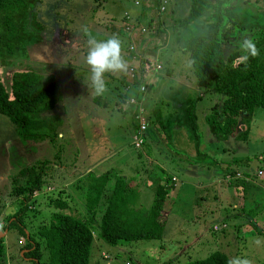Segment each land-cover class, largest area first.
Instances as JSON below:
<instances>
[{
  "label": "rangeland",
  "instance_id": "374dc122",
  "mask_svg": "<svg viewBox=\"0 0 264 264\" xmlns=\"http://www.w3.org/2000/svg\"><path fill=\"white\" fill-rule=\"evenodd\" d=\"M134 1L38 0L34 6L38 20L43 23L41 32L45 39L30 44L25 62L41 74L50 68L55 69L54 76L59 81L62 100L45 111L43 117L47 126L42 129L47 136L42 140L20 137L15 125L0 112V233L4 235L7 264H33L29 257L23 256L26 248L18 230L2 227L18 206L11 177L24 164L41 160L44 161L42 185L33 193L36 202L24 217L28 233H36L48 222L51 212L57 210L52 204L54 198L66 200V209L86 215L81 197L87 190V179L82 176L88 167L90 176L107 171L104 191L109 190L114 174L131 178L136 194L133 207L140 208L139 212L147 210L151 203L154 185L162 183L166 176L176 177V185L168 189L165 197V206L169 208L166 214L163 213L164 230L160 238L109 245L96 238L97 228L91 224L93 240L88 264H160L165 260V264H179L204 257L215 249L225 253L228 259L239 256L249 260L250 264L264 260V108H254L246 139L228 138L214 145H203L205 149L202 148L201 152L205 151L210 158L203 153L202 157L195 155L192 139L178 115L174 117L179 119L175 125L167 123L166 117L178 112L174 103L178 93L185 91L186 104L193 102L195 105V123L201 140L209 132L204 115L223 95L198 83L187 52L176 48L177 37L181 34L186 37L190 28H178L174 25V18L187 13L189 1L156 0L154 4L150 0H137L136 4ZM159 1L163 5L162 11L157 9ZM237 1L241 2L233 0ZM261 2L247 0L245 5L253 10L260 6L264 9V0ZM141 8L148 10L144 11L147 17L138 20L145 28L142 36L146 38L152 31L157 38V47L156 44L151 47L154 52L149 51L153 55L151 64H160L158 69H154L152 64L147 74L142 105L151 116V108L156 107L157 121L164 124L156 123L148 131L146 129L143 144L134 147L131 134L136 131L137 122L131 108H117L114 104L99 106L90 98L94 89L91 87V70L85 62L89 37L84 34V29L97 41L115 36L121 42L122 58L126 51L132 55L133 50L128 48L132 40H121L116 32L126 33L122 26L124 12L131 16ZM171 9L174 17L169 18ZM201 15L187 26L194 27L196 22L204 24L206 17ZM153 18L160 21L158 30L153 25ZM149 39L148 36L146 40ZM146 52L141 51V57L150 55ZM6 73H3L4 79ZM124 73L104 74L107 91L103 94L106 97L111 96L115 100L119 79L124 77ZM187 79L188 85L183 83ZM57 162L63 167L57 169L54 166ZM197 163L210 168L200 169L194 165ZM74 164L76 168H73ZM224 167L239 169L240 172L248 170L254 174L257 169L261 173L253 174L251 185L244 186L245 195H242V187L229 185V180L223 178ZM212 169L214 174L210 176ZM80 176L85 182L76 188L73 182ZM212 178L213 184H208ZM238 195L240 204L244 202L242 209L230 206L238 201ZM99 213L100 208L93 216L94 223H97ZM222 219L228 224L227 240H207L205 235L216 236L226 232L225 228L212 229V223H219ZM38 240L41 241L39 262L47 264L43 241ZM186 244L195 247H187L174 257Z\"/></svg>",
  "mask_w": 264,
  "mask_h": 264
},
{
  "label": "trees",
  "instance_id": "16d2710c",
  "mask_svg": "<svg viewBox=\"0 0 264 264\" xmlns=\"http://www.w3.org/2000/svg\"><path fill=\"white\" fill-rule=\"evenodd\" d=\"M155 1L150 0L153 4ZM188 1L190 6L187 13L174 18V25L182 29L190 28V32L186 37L177 34L179 43L177 42L176 48L187 52L197 82L204 88L223 95L221 102L213 103L204 115L208 129L220 141L229 137L244 140L254 108H264V9L262 6L254 10L249 8L245 5L247 0H240V3L233 0ZM254 1L262 3L261 0ZM37 2L38 0H0V112L15 125L20 137L42 140L47 136L45 129H42L47 126L44 113L61 100V94L59 81L52 73L41 74L25 62L30 44L45 39L41 32L43 23L38 20L34 11ZM200 15L206 17L204 24L196 22L195 28L187 26ZM124 31L127 34V30ZM245 38L254 40L260 49V55L250 58L247 64L237 61V57L244 54L239 44ZM129 44L135 47L134 40ZM145 58L141 57V53L138 54V71L144 82L153 64L150 59ZM4 71L7 72L5 79ZM126 77L125 71L124 77L119 79L115 100L111 96L106 97V94L96 95L94 92L91 97L93 102L99 106L109 107L114 104L117 108H122L121 90ZM132 93L135 94V91ZM175 101L174 105L178 104V117L197 150L195 105L193 102L186 104L187 97L183 101ZM152 110L154 111L155 107ZM146 118L147 127L155 121L149 118L148 114ZM157 123L160 126L164 124L158 121ZM41 161L24 164L11 177L14 193L18 197V206L12 218L2 227L6 230L15 227L18 230L23 237V247L26 248L23 256L29 257L33 264H40L41 241L38 238L43 241L47 264H88L93 240L91 224L97 228L96 238L109 245L140 239H158L162 236L165 220L162 209L165 207V197L170 188L169 176H166L162 183L154 185L151 203L147 210L139 212L140 208L133 207L134 189L122 174H114L109 190L104 191L107 171L90 176V170L82 176L87 179V190L81 197L87 216L66 209V200L54 198L52 204L57 210L51 212L48 222L36 233L26 232L24 217L36 202L33 193L42 185L44 161ZM226 174L237 176L243 189L244 184H250L245 182V178L250 175L248 170L240 172L231 169ZM82 177L73 182L76 188L81 182H85ZM228 183H231V179ZM98 208V221L94 223L93 216ZM187 247L189 244L184 245V248L173 256H177ZM228 260L225 253L215 249L204 257L179 264H227ZM166 261L160 264H165ZM0 264H7L2 233ZM259 264H264V260Z\"/></svg>",
  "mask_w": 264,
  "mask_h": 264
},
{
  "label": "crops",
  "instance_id": "0c3cea01",
  "mask_svg": "<svg viewBox=\"0 0 264 264\" xmlns=\"http://www.w3.org/2000/svg\"><path fill=\"white\" fill-rule=\"evenodd\" d=\"M144 11H147L148 12V10H144L143 8H141V9H137V10H135L133 13H132V15H131V17H132V19H134V20H136V21H141V19H142V17L144 16V17H147L146 15H145V13H144ZM171 12H172V9L170 10V17L169 18H172V17H174V16H171ZM158 14V13H157ZM150 15V14H149ZM151 16V15H150ZM149 16V17H150ZM138 21V22H139ZM153 21H154V23L155 24H153V25H155L156 26V29L158 30V26L160 27V21L159 20H156V19H154L153 18ZM140 23V22H139ZM141 24V23H140ZM194 27H196V25H194ZM116 33H119V36H121L120 37V39L122 40V39H124V38H127V39H132V40H134V42H135V49L138 51V53L140 54L141 53V51H147L149 54H150V52H152L153 53V50H151V47L153 46V45H155L156 43H157V38H156V35L155 34H153V32L151 31V33L150 34H148L147 35V37L149 36L150 37V39L149 40H146V38H144L142 35L140 36V35H137V34H134V36L135 37H131L129 34H126V33H124L123 31H121V32H116ZM142 41H141V40ZM141 41V42H140ZM127 45V44H126ZM150 51V52H149ZM146 52V53H147ZM151 56H153V55H149V56H145L146 57V59H150V57ZM123 58H124V60L126 61V63L128 64L129 62L130 63H133V64H137L138 63V58H136V59H133L132 58V56H131V53H129V52H127L126 51V53H124L123 54ZM47 73H52L53 75H54V73H55V69L53 70V68H50V70H48L47 71ZM189 82V79H187V80H183V83L184 84H187ZM189 84V83H188ZM187 84V85H188ZM180 85V84H179ZM178 94H180L179 96H178V101H183L185 98H186V96L185 95H183V94H185V91H181L180 93H178ZM92 95H93V93H91L90 94V98L92 97ZM222 98L223 97H219V98H217L213 103H220L221 102V100H222ZM62 100V99H61ZM60 100V101H61ZM176 102V101H175ZM176 106H177V109H178V104H176ZM152 108H154V106L152 107ZM152 108H151V112L153 113V115L151 116V115H149V113H148V115H149V118H151V119H153V120H155L154 122H153V124H149L148 125V127H147V131H148V128L150 127H153L156 123H157V115L158 114H156V112H158V109L155 107V110L153 111L152 110ZM208 112V111H207ZM170 115H171V117H170ZM178 114L177 113H172V114H169L168 115V117H166V120L165 121H167V123L169 122L170 124H176L177 122H178V120L180 119L179 117V119H175L174 117L175 116H177ZM173 118V119H172ZM170 120V121H169ZM229 138H231V139H234V138H232V137H229ZM235 140V139H234ZM192 141V140H191ZM218 141H220V140H217L215 137H214V135L209 131L208 133H207V135H203L202 136V139L200 140L199 139V137H198V148H197V150H195V148H194V145H193V142H192V147H193V153H195V155H201V157H202V153L206 156V157H208V158H210V156L208 155V154H206V152L204 151V152H201V150H202V148L203 149H205V147H203V145H214L216 142H218ZM203 159V158H202ZM204 160V159H203ZM118 162H120V161H118ZM59 163V164H58ZM78 165V164H77ZM196 167H198V168H200V169H202L204 166H202V164H194ZM56 168L58 167H63V165L62 164H60V162H57V164L56 165H54ZM79 166V165H78ZM77 166L74 164V167L73 168H76ZM57 168V169H58ZM90 167H88L86 170L88 171V170H90L89 169ZM205 169H207V170H209V166H205L204 167ZM225 168V170L223 171V178H224V176L226 175V172H228V171H231V169H229L228 167H224ZM233 170H238V171H240L239 169H233ZM257 170V169H256ZM86 172V171H85ZM213 172V173H212ZM205 174H207V173H209V172H204ZM214 174V171H213V169H212V171H211V173L210 174H208V175H210V176H212ZM254 174V172H250V175L248 176V177H246L245 178V182L246 183H248L249 184V182H252L253 181V178L251 177V175H253ZM124 176V175H123ZM255 176V175H254ZM264 176V175H263ZM125 177V176H124ZM125 179H126V181H127V183L129 184V186L131 187V188H133V186L131 185V178L129 179L128 177H125ZM213 178L212 179H210L209 180V182H208V184H213ZM211 184V185H212ZM229 185H234V186H240V187H242V183H241V181L239 180V179H237V176H235V175H232V177H231V183H229ZM244 186H245V184H244ZM247 186H250V184L249 185H247ZM134 192H135V190H134ZM242 195H245V190H242ZM135 196H136V194H135ZM238 201L237 202H235V203H232L230 206L231 207H234L235 209H237L238 207H240V209H242L243 208V206H244V202H243V204H240L241 203V201H240V199H241V197L238 195ZM136 208V207H135ZM169 208V206H165V207H163V209H162V211L164 212V213H166V210ZM137 209V208H136ZM168 216V215H167ZM223 218H226V215L223 217ZM212 224H217V229L216 230H221L222 228L224 229H226V232L225 233H222V234H219V235H216V236H206L205 235V238H207V240L209 239V240H215V239H217V240H227V238H228V233H227V228H228V224H227V221L225 220V219H222V221H220L219 222V224L218 223H212ZM211 224V225H212ZM237 224V223H236ZM163 230H164V227H163ZM215 230V229H214ZM190 246H194V245H189V247ZM188 247V248H189ZM195 247V246H194ZM187 248V249H188Z\"/></svg>",
  "mask_w": 264,
  "mask_h": 264
},
{
  "label": "clouds",
  "instance_id": "9594fccd",
  "mask_svg": "<svg viewBox=\"0 0 264 264\" xmlns=\"http://www.w3.org/2000/svg\"><path fill=\"white\" fill-rule=\"evenodd\" d=\"M84 34L89 37V50L85 58L86 64L91 70V87L96 95H102L107 91L104 74L106 72L127 71V63L121 56V42L115 36L104 41H97L91 37L87 29ZM239 48L243 55L237 57V61L247 64L250 58H256L260 55V49L256 42L250 38H245ZM227 264H250V261L239 256L233 257L227 261Z\"/></svg>",
  "mask_w": 264,
  "mask_h": 264
},
{
  "label": "built area",
  "instance_id": "2783aa9c",
  "mask_svg": "<svg viewBox=\"0 0 264 264\" xmlns=\"http://www.w3.org/2000/svg\"><path fill=\"white\" fill-rule=\"evenodd\" d=\"M134 3H138L137 0L134 1ZM160 3V1H159ZM163 10V5L159 4V11ZM123 28L127 30V34L134 35H142L145 31L144 25L140 24L138 21L132 19L130 16H128L127 12L123 13ZM128 48L130 50H133V54L131 55L133 59L138 58V51L135 49L133 44H129ZM138 64V63H137ZM135 64L130 63L127 64V71H126V81L124 85L122 86L121 90V97H122V107H130L132 110L133 119L137 122L136 131L131 134V142L134 147H140L144 140H143V132L147 128V112L146 108L142 105V99L143 94L146 89V83L141 78V73L138 71ZM154 69L160 68V64L158 62L153 64ZM145 72V71H144ZM135 80H138L135 82ZM134 83V84H133ZM132 91H135V94L132 93ZM127 92V94H125ZM131 92V93H130ZM260 170H256V174H260ZM235 175H238V173H235ZM225 179L230 180L231 175L226 174ZM176 177L174 175H171L168 180V184L170 187H174L176 185ZM217 224L212 225V229H217Z\"/></svg>",
  "mask_w": 264,
  "mask_h": 264
}]
</instances>
